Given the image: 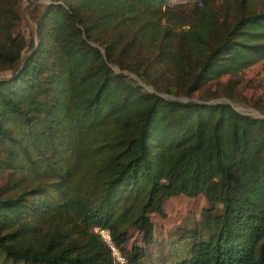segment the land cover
I'll return each instance as SVG.
<instances>
[{
  "label": "trees",
  "instance_id": "1",
  "mask_svg": "<svg viewBox=\"0 0 264 264\" xmlns=\"http://www.w3.org/2000/svg\"><path fill=\"white\" fill-rule=\"evenodd\" d=\"M262 61L264 0H0L1 264H150L201 195L168 263L264 264V105L218 101Z\"/></svg>",
  "mask_w": 264,
  "mask_h": 264
},
{
  "label": "rangeland",
  "instance_id": "2",
  "mask_svg": "<svg viewBox=\"0 0 264 264\" xmlns=\"http://www.w3.org/2000/svg\"><path fill=\"white\" fill-rule=\"evenodd\" d=\"M50 0H36V3L46 4ZM179 2L182 0H172ZM30 2H25L23 6V14L27 5ZM3 73L2 75H5ZM134 78L138 79L135 75ZM220 102H230L239 111L246 112L253 115H262L257 106L264 105V61L250 67L245 72V77L242 84L236 90V99L230 100L227 98H219ZM208 206V201L204 196L187 197L178 196L171 198L165 205L166 217L160 215H153L156 224L155 242L148 247L150 264H169L168 260L171 258L170 253L173 254L171 248V240L177 239L174 236L179 227H189L196 223L201 216L202 210ZM188 225V226H185ZM133 234L129 242V246L136 242L139 245L143 244L142 237ZM172 249V250H171ZM179 253V251H176ZM122 257L119 249L115 250V257ZM123 258V257H122ZM118 259V258H117ZM1 264V260H0Z\"/></svg>",
  "mask_w": 264,
  "mask_h": 264
},
{
  "label": "built area",
  "instance_id": "3",
  "mask_svg": "<svg viewBox=\"0 0 264 264\" xmlns=\"http://www.w3.org/2000/svg\"><path fill=\"white\" fill-rule=\"evenodd\" d=\"M98 232L101 234V236L104 238V240L109 244V246L112 248L114 255H115V250L117 249V247L115 246V243L113 242L110 232L107 229H98ZM118 260L123 261L124 258L122 257H118Z\"/></svg>",
  "mask_w": 264,
  "mask_h": 264
}]
</instances>
